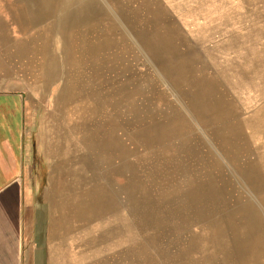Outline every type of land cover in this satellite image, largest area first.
<instances>
[{
  "label": "rangeland",
  "instance_id": "rangeland-1",
  "mask_svg": "<svg viewBox=\"0 0 264 264\" xmlns=\"http://www.w3.org/2000/svg\"><path fill=\"white\" fill-rule=\"evenodd\" d=\"M71 1L77 6L84 4L86 9L85 4L89 6V24L83 31L78 26L81 17L73 26L72 22L68 26L54 23L55 39L63 41L64 55L67 42L73 44V50L69 48L66 54L68 61L64 63L62 53L59 58V70L66 77L60 98L74 109L70 132L74 140L77 138L75 157L85 156L96 176L87 180L85 187L90 195L100 191L108 207L100 217L87 222L69 217L74 215L70 205L73 181L51 186L47 165L39 164V131L45 128V113L40 112L39 90L31 87L29 97L36 102L31 107L33 118H29L23 167L26 176L37 184L25 190L28 203L39 202V246H43L39 258H45V244L55 243L73 230L69 255L75 264H255L245 261L244 256L251 254L250 249L258 252L264 248V229L247 225V216L255 209L239 200L245 195L241 181L255 189L264 180V163L258 169L259 178L251 180L248 165H239L242 156L234 152L238 140L228 125L242 124L245 141L239 140L241 147L264 148V117L253 114L264 104V0ZM57 2L59 12L54 5L49 15L55 21L58 13L61 20L66 14L62 9L65 0H38L48 5ZM97 2L102 10L94 9ZM149 8L157 9L161 23L152 18ZM36 29L39 32V20ZM37 35L29 37L38 52ZM61 41L54 45L62 47ZM99 42H105L106 48L101 54L95 53L116 57L113 61L120 69L108 73L111 69L106 68L105 82L94 91L93 78L90 84L83 82L79 68L86 59V45L92 48ZM44 46V63L54 64L49 43ZM33 62L39 63V54L29 52V63ZM38 71L37 66L38 74L29 73V84L39 82ZM44 71L52 73L53 65ZM55 95L54 91L51 98ZM219 98L225 105L212 107L210 101ZM245 98L253 102L244 103ZM228 99L235 100L237 106L241 102V107H230ZM98 101L103 104L102 137L106 144L98 152L97 145L88 143L87 151L80 139L86 137L78 132L92 128L90 133L96 126L90 120L94 119L95 107L99 109ZM252 131L257 132L253 135ZM107 150L111 155L105 154ZM244 160L243 155L242 163ZM69 173L65 171L66 176ZM234 175L236 183L231 182ZM77 184L73 185L75 195L81 190ZM112 199L118 203L114 209L110 207ZM56 218L62 234L54 228ZM61 257L67 259L65 253Z\"/></svg>",
  "mask_w": 264,
  "mask_h": 264
},
{
  "label": "crops",
  "instance_id": "crops-1",
  "mask_svg": "<svg viewBox=\"0 0 264 264\" xmlns=\"http://www.w3.org/2000/svg\"><path fill=\"white\" fill-rule=\"evenodd\" d=\"M71 2L65 0L62 9L66 14L61 20L58 13L55 21L50 14L54 11V5L56 10H59L58 2L49 6L38 3V0H0V264H75L74 259L70 260L69 255V242L73 230L66 233L62 241L57 238L55 243L45 244V258H39V250H43V246H39V202L28 203V192L25 190L37 184L26 176L23 167L29 138V118H33L31 107L36 102L32 96L29 97V91L35 88L39 90L38 102L39 107L42 108L40 112L41 115L45 113L42 120L46 124L43 131H39V164L47 165V180L54 187L68 184L70 173L66 176L65 171L70 172L75 169V140L70 132L74 109H71L70 104L67 106L60 98V93L66 86V77L62 74L64 72L59 70V58L61 53L64 55V43L55 39L57 32L54 23H57L56 26L62 23L68 26L72 22L71 26H73L76 24V18L81 17L78 26L85 31L89 24L90 9L86 4L87 9L84 8V4L77 6ZM100 4L97 2L95 5L96 11L98 7L102 10ZM77 11L79 12L76 13ZM38 20L39 32H36ZM49 22L53 25H49ZM102 26L104 25L100 27ZM30 35L35 37L37 35L36 41H39V63H29V52L32 55L38 54L32 49L33 42ZM88 37L91 41V34ZM114 37L112 36V40ZM55 40L58 43L61 41L62 47L54 45ZM29 43H32V48ZM46 43H49V55L54 64L44 63L41 52ZM73 57L76 58L74 54ZM46 59L48 60L49 57ZM29 64L35 67L29 70ZM49 65H53V72L45 73L44 68ZM37 66L39 82L29 84V73L37 71ZM45 75H50L51 79L45 80ZM54 91L56 95L51 98ZM250 100L244 99V103L247 101L249 104L252 103V98ZM235 102L228 99L230 107L233 106L235 109L241 107V102L238 106ZM253 114L255 117H264V104L256 107ZM252 132L254 135L257 131ZM250 153H240L242 160L243 155L245 159L243 163L241 160V165L239 164L243 165L242 168L252 161L251 158L247 159L248 155L256 156L253 159L255 160L257 154H264V148H251ZM234 170L236 171L235 167ZM235 180L236 175L231 182L236 183ZM241 186L245 195L239 202L245 205L250 203L259 220L264 222V182L258 186L262 189V194L258 192V187L253 189L248 183L241 181ZM65 237L66 242L63 243ZM62 253L66 254L67 259L61 257ZM251 257L244 256V259L248 260Z\"/></svg>",
  "mask_w": 264,
  "mask_h": 264
},
{
  "label": "bare ground",
  "instance_id": "bare-ground-1",
  "mask_svg": "<svg viewBox=\"0 0 264 264\" xmlns=\"http://www.w3.org/2000/svg\"><path fill=\"white\" fill-rule=\"evenodd\" d=\"M146 2V1H145ZM241 2V1H240ZM147 3V2H146ZM191 3V2H190ZM18 4V3H17ZM20 4V3H19ZM135 4V3H134ZM242 4V3H241ZM15 5V4H14ZM130 5V4H129ZM160 7V6H159ZM143 8V7H142ZM145 9V8H143ZM224 9V8H223ZM146 10V9H145ZM150 12H151V15H152V18L154 20H158V15L156 14L157 12V9H153V8H149ZM149 12V13H150ZM136 13V11H135ZM146 13V12H145ZM211 14V13H210ZM145 15V14H144ZM148 15V14H147ZM209 15V14H208ZM128 16V15H127ZM13 17V16H12ZM148 17H150L148 15ZM206 17V15L204 16ZM17 18V17H16ZM137 18V17H136ZM169 18V17H168ZM19 19V18H18ZM17 19V20H18ZM147 19V18H146ZM152 19V20H153ZM133 20V19H132ZM202 20V18H201ZM204 20V19H203ZM209 20V19H208ZM207 20V21H208ZM253 20H256V17L253 19ZM252 19L249 20L250 23L253 21ZM134 21V20H133ZM146 22V21H145ZM158 22V21H157ZM160 22V21H159ZM158 22V23H159ZM132 23V22H131ZM157 23V24H158ZM161 23V22H160ZM162 23H164L162 21ZM198 23L200 24V21L198 20ZM205 23V22H204ZM129 24V23H128ZM146 24V23H145ZM192 24V23H190ZM197 24V23H196ZM207 24V23H206ZM159 25V24H158ZM165 25V24H164ZM204 24H202L203 26ZM234 25V24H233ZM135 26V25H133ZM193 26V25H192ZM206 26V25H205ZM204 26V27H205ZM155 27V26H154ZM157 27V26H156ZM160 27V26H159ZM200 27V26H199ZM140 28V27H139ZM147 28V26H146ZM145 28V29H146ZM164 28V27H163ZM166 28V27H165ZM237 27H235L236 29ZM148 29V28H147ZM234 30V29H233ZM138 31V30H137ZM150 31V30H149ZM157 31V30H156ZM201 31V30H200ZM199 31V33H200ZM89 32V31H88ZM147 32V30H146ZM159 32V31H158ZM152 33V32H151ZM150 33V34H151ZM154 33V32H153ZM208 33V32H207ZM140 34V32H139ZM159 34V33H157ZM156 34V36H157ZM216 34V33H215ZM153 35V34H152ZM155 35V34H154ZM254 35H258L257 33H254ZM137 36V35H135ZM96 38H97V35H96ZM94 39V38H93ZM140 39V38H139ZM144 39V38H143ZM264 39V38H263ZM146 40V39H145ZM158 40V39H157ZM164 40V38H163ZM167 40H172V39H167ZM262 40V39H261ZM109 41V40H108ZM140 41V40H139ZM162 41V40H161ZM110 42V41H109ZM141 42V41H140ZM174 42V41H173ZM258 42V41H257ZM147 43V42H146ZM158 43V42H157ZM166 43V42H165ZM168 43V42H167ZM245 47H243V51L246 53L248 51V43L247 41L245 42ZM264 43V41H263ZM262 43V44H263ZM110 44V43H109ZM260 44V43H259ZM72 42L69 43V41L67 42L66 44V47H65V53L68 55L69 51L70 50H73V46H72ZM153 45V44H152ZM159 45V44H158ZM157 45V47H158ZM163 44H160V46H162ZM258 44H256L257 46ZM150 46V45H149ZM154 46V45H153ZM261 46V45H260ZM263 46V45H262ZM151 48H153L152 46H150ZM178 47V46H177ZM32 48V47H31ZM70 48V50H69ZM106 48V43L105 42H99V43H96L95 45L92 46V48H90L88 46V44L86 45V48H85V58L84 59V62L81 63V65L83 66L82 69L79 68L80 72L83 74L84 78H82V81L85 82V83H88L90 84V77L93 78V82H94V91H99L100 89V86L102 85L103 82H105V79H106V68H109L111 70H108L107 69V72L108 73H111V71L115 72V71H118L120 68L119 66L113 61L116 59V57H109V58H106V56H101L99 54H96L95 52L97 51H100V54H101V51L102 49ZM111 48V47H110ZM162 48V47H161ZM164 48V47H163ZM162 48V49H163ZM258 48V47H257ZM33 49V48H32ZM84 49V48H83ZM154 49V48H153ZM157 49V48H156ZM155 49V50H156ZM256 49V48H255ZM264 49V48H263ZM146 50V49H145ZM161 50V49H160ZM260 50V49H258ZM147 51V50H146ZM173 51V50H172ZM180 51V50H179ZM83 52V50L81 51ZM90 52V53H89ZM103 52V51H102ZM162 52V51H161ZM167 52H170L169 50H167ZM174 52V51H173ZM256 52V51H255ZM179 53V52H177ZM184 53V52H183ZM238 53V52H237ZM251 53V52H250ZM259 53V52H258ZM263 53V52H262ZM38 54H39V50H38ZM65 54V55H66ZM160 55V53H158ZM67 55L65 57V60H64V63H66L68 61V58H67ZM150 55V54H149ZM171 55V54H170ZM179 55V54H178ZM187 55V54H185ZM233 55V54H232ZM245 55H248V54H245ZM84 56V53L82 54V57ZM176 56L175 55V59H176ZM263 56V55H261ZM227 57V56H226ZM225 57V58H226ZM255 57V56H254ZM163 58V57H162ZM242 58V57H241ZM244 59V58H243ZM21 60V58H20ZM178 60V59H177ZM240 60V59H239ZM91 61H94L91 62ZM174 61V60H173ZM237 61V60H236ZM176 62V61H175ZM189 62H192V61H189ZM238 62V61H237ZM236 62V63H237ZM256 62V61H255ZM167 63V62H166ZM171 63V62H170ZM231 63V62H230ZM108 64H111V67H107ZM173 64V63H172ZM234 64V63H233ZM254 65V64H253ZM170 66V65H169ZM168 66V67H169ZM236 66V65H235ZM32 67V66H31ZM30 67V68H31ZM239 67V66H238ZM29 68V67H28ZM248 68V67H247ZM244 69V68H243ZM253 69V68H252ZM172 70V69H171ZM206 75V73H204ZM48 77L50 78L51 76L50 75H45L44 76V79L47 80ZM234 77V76H233ZM210 78V77H209ZM241 79V78H240ZM211 80V78L209 79ZM237 80V79H236ZM180 82V81H178ZM182 83V82H181ZM214 84V81L212 80V82ZM44 84V83H43ZM254 84V83H253ZM255 87V86H254ZM207 89V88H206ZM258 89V87L256 88ZM185 90V89H184ZM231 90V89H230ZM244 91V90H243ZM248 91V90H247ZM257 92V91H256ZM205 93V92H204ZM239 93V92H238ZM252 93V92H251ZM255 93V92H254ZM239 95V94H238ZM244 95V94H243ZM242 95V96H243ZM245 96V95H244ZM251 96V95H250ZM247 98H245L246 100ZM195 100V99H194ZM250 100V99H249ZM256 100V99H255ZM251 101V100H250ZM248 102V101H247ZM253 102V101H252ZM102 101H98L97 103V106L99 107V109L97 107H95V116H94V119L93 121L90 120V124H92V126L95 127L93 128L92 132L89 133V131L92 129H88L86 132H84V130L78 132V133H83L84 134V137L86 138H83V137H80V139H83L82 141V145H84V147L86 148V150L88 151L89 150V146H88V143H93L94 145H97L96 147V150L98 152H101L103 150V147L105 146L104 144V141H103V137H102V134H103V131H104V120H103V116H104V111L102 110ZM210 105L212 107H218V105H225L224 104V100L222 98H219V100H216L214 103H212L210 101ZM227 106V105H226ZM198 107V106H197ZM200 107V106H199ZM223 107V106H222ZM75 108V107H74ZM231 109V108H229ZM202 110V109H201ZM233 110V109H232ZM216 112V111H215ZM76 114V113H75ZM76 120L78 121V118H76ZM75 120V121H76ZM86 127H88V121L86 122ZM229 129L230 130V133L232 134H236L235 135V138L238 140V143H236L235 145V150L234 152L235 153H241V152H247L248 154H251L250 153V148L248 147V145H246L245 147H241V144L239 143V140L241 139V141H245V138L242 136V132H241V128H242V124L239 122V123H236L234 126L233 125H228ZM252 127V126H251ZM235 131V132H234ZM76 132V133H77ZM240 133V134H238ZM253 133V132H252ZM251 133V134H252ZM88 134V135H87ZM262 134V133H261ZM87 135V136H86ZM258 137V136H257ZM240 141V142H241ZM77 142V138L75 137V143ZM84 142V144H83ZM106 142V141H105ZM245 144V143H244ZM254 147V146H253ZM226 149H228V147H226ZM246 150V151H245ZM95 151V150H94ZM96 152V151H95ZM206 153V152H205ZM105 154L107 155H111V152H108L105 151ZM204 154V153H203ZM249 156V155H248ZM234 159V158H233ZM248 159V157H247ZM254 158H252L251 162H248V169L250 170L249 171V178L251 180H254V179H257L259 178V168L262 166L261 164L264 163V154H257V158L255 160H253ZM234 160H237V159H234ZM250 160V159H249ZM232 161V160H231ZM238 161V160H237ZM232 164V163H231ZM237 165V164H236ZM241 165V164H240ZM243 166V165H242ZM235 167V166H234ZM247 168V167H246ZM245 170V169H244ZM243 170V171H244ZM242 171V170H241ZM247 174V173H246ZM96 176L92 173V169H91V163L88 161V159L79 154L75 157V169L73 171H70V175H69V178L71 181L72 184H71V193L73 194V198H71L72 202H70V205L72 207H74V215H71L69 214V217L71 218V220H75L76 222L77 221H89L90 219L92 218H97V217H100L101 214H104V212L106 211L108 205L106 204V200L102 199V196H101V192L96 190L94 193H92L90 195V193L88 192L87 190V186L85 187L86 185V182H88L87 180H91L93 178H95ZM75 182H78L77 185H79V187H81V190L80 192H76V195L74 194V186L75 185ZM195 182V181H194ZM258 182V181H257ZM264 180L261 182L263 183ZM260 183V184H261ZM89 184V183H87ZM259 184V185H260ZM258 185V186H259ZM70 191V189H69ZM259 192L262 193V189H259ZM174 196V195H173ZM114 199H112L113 201ZM112 204L110 205V207L113 209L116 208L118 206V203L117 201H113L111 202ZM122 203V202H121ZM237 206V205H236ZM242 206V205H241ZM243 207V206H242ZM241 207V208H242ZM69 209V208H68ZM71 209V208H70ZM73 209V208H72ZM238 209V208H237ZM249 209V208H248ZM251 209V208H250ZM243 210V209H242ZM252 210V209H251ZM254 213L253 214H249L247 216V219H246V223L248 226H253L254 228H257L259 229V231L261 229H264V222H262L261 220H259V217H258V214L255 212V210L253 211ZM72 213V212H71ZM117 213V212H116ZM235 212H233L234 214ZM252 213V212H251ZM119 215V214H118ZM117 215V216H118ZM121 215V214H120ZM242 215L243 212H242ZM215 217V216H214ZM229 218V217H228ZM232 218V217H230ZM229 218V219H230ZM244 218H245V215H244ZM234 219V218H233ZM53 220V219H52ZM236 221V219H234ZM234 221V222H235ZM245 221V220H244ZM237 222V221H236ZM240 223V222H239ZM235 224V223H234ZM53 226V222L51 224ZM237 225V224H236ZM245 225V224H244ZM234 227V226H232ZM54 228L55 230H57V233L59 234H62V230L59 226V218H56V221H54ZM220 228V227H219ZM246 228V227H245ZM71 229V228H70ZM221 230V229H220ZM253 230V228H252ZM251 230V231H252ZM171 231V230H170ZM219 232V231H218ZM257 232V231H256ZM221 233V232H219ZM261 233L264 234V231H262ZM256 234V233H255ZM258 234V233H257ZM221 236V234H219ZM230 241V240H229ZM192 243V242H191ZM231 243V242H230ZM256 244V243H255ZM264 245V243H263ZM258 247V246H257ZM260 247V246H259ZM251 252V254L249 256H252L251 258H249L248 260H245L247 262H252V263H255V264H264V248H259L258 252H253L252 249L249 250ZM55 254V253H54ZM56 257V256H55ZM72 257V256H71ZM75 261V260H74ZM102 261V260H101ZM237 261V260H236ZM259 261V262H258ZM263 261V262H262ZM235 262V261H234ZM262 262V263H261ZM87 263V262H86Z\"/></svg>",
  "mask_w": 264,
  "mask_h": 264
}]
</instances>
